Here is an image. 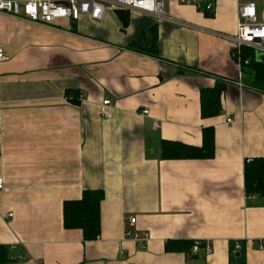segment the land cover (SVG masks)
<instances>
[{
    "label": "crops",
    "instance_id": "crops-1",
    "mask_svg": "<svg viewBox=\"0 0 264 264\" xmlns=\"http://www.w3.org/2000/svg\"><path fill=\"white\" fill-rule=\"evenodd\" d=\"M165 2L176 23L117 11L47 25L0 13L9 57L0 63V246L16 260L8 264H264V198L247 196L244 176L247 162L264 158V92L220 37L235 32L237 2L218 0L210 15ZM153 33L156 48H130ZM218 85L220 114L203 119L201 93ZM69 91L82 95L79 105ZM207 128L213 159L162 160V141L202 147ZM88 190L105 198L101 234L86 242L64 228L63 207ZM132 218L151 235L146 251L125 236ZM169 241L212 252L167 253Z\"/></svg>",
    "mask_w": 264,
    "mask_h": 264
},
{
    "label": "built area",
    "instance_id": "built-area-1",
    "mask_svg": "<svg viewBox=\"0 0 264 264\" xmlns=\"http://www.w3.org/2000/svg\"><path fill=\"white\" fill-rule=\"evenodd\" d=\"M218 0H179V4L186 7H193L198 12L204 14L215 12ZM237 2V22L235 32L232 34H222L221 38L227 41L231 49L232 59L242 72L250 60L245 58V53H253L257 59H264V0H236ZM165 0H0V13L20 19L28 20L37 24H53L59 20H71L78 22L81 17H89L93 21H103L109 12H129L140 13L150 16L158 22L168 21L176 23L167 15ZM9 60L5 48L0 47V63ZM241 74V73H240ZM241 87L246 86L239 83ZM80 101L83 99L79 95ZM110 101H105L104 106H108ZM148 115V111H144ZM233 123V120H228ZM2 157L0 145V160ZM5 188V182L0 176V192ZM129 225L134 230L125 233L126 238L133 240L139 250L146 251L151 241V235L147 231L137 228V219L132 218ZM204 248L205 255L211 254V249L203 246L200 241H196L189 257L197 256ZM240 244L235 243L233 254L240 250ZM262 250L264 241L261 242ZM19 261H24L23 255L19 256Z\"/></svg>",
    "mask_w": 264,
    "mask_h": 264
},
{
    "label": "trees",
    "instance_id": "trees-1",
    "mask_svg": "<svg viewBox=\"0 0 264 264\" xmlns=\"http://www.w3.org/2000/svg\"><path fill=\"white\" fill-rule=\"evenodd\" d=\"M206 15H210V13ZM142 47L156 48L154 33L141 37L137 44L135 43L130 48L141 51ZM245 58L250 60L246 69L250 73V79L253 80V86L264 92V59L258 61L255 55L249 52L245 53ZM223 90L224 86L218 85L213 89L202 91L201 117L203 119L216 117L220 114ZM66 96L73 105L80 104L77 92L69 91ZM160 152L162 160L165 161L213 159L216 153L215 131L212 128L203 130L202 147H193L174 141H162ZM244 176L247 196L264 198V158L252 159L247 162ZM104 198L103 191L88 190L83 192L81 199L65 202L63 207L64 228L66 230H81L86 242L98 240L101 234V204ZM194 243L193 241H169L165 250L167 253H187L192 250ZM12 253L11 248L0 246V264L16 261L12 258Z\"/></svg>",
    "mask_w": 264,
    "mask_h": 264
},
{
    "label": "rangeland",
    "instance_id": "rangeland-1",
    "mask_svg": "<svg viewBox=\"0 0 264 264\" xmlns=\"http://www.w3.org/2000/svg\"><path fill=\"white\" fill-rule=\"evenodd\" d=\"M242 73H243V78H244V79H245V78H246V79H248V78L250 79V77H251V76H250V73L248 72V70H247L246 68H243V69H242Z\"/></svg>",
    "mask_w": 264,
    "mask_h": 264
},
{
    "label": "water",
    "instance_id": "water-1",
    "mask_svg": "<svg viewBox=\"0 0 264 264\" xmlns=\"http://www.w3.org/2000/svg\"><path fill=\"white\" fill-rule=\"evenodd\" d=\"M257 60H258V61H261V58H260V57H257Z\"/></svg>",
    "mask_w": 264,
    "mask_h": 264
}]
</instances>
